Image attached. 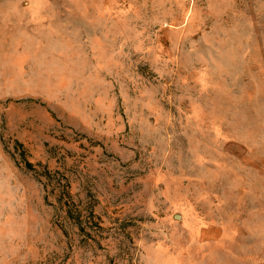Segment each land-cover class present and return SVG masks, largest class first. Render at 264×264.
I'll return each instance as SVG.
<instances>
[{
  "label": "rangeland",
  "instance_id": "1",
  "mask_svg": "<svg viewBox=\"0 0 264 264\" xmlns=\"http://www.w3.org/2000/svg\"><path fill=\"white\" fill-rule=\"evenodd\" d=\"M263 204L264 0H0V264H212Z\"/></svg>",
  "mask_w": 264,
  "mask_h": 264
},
{
  "label": "crops",
  "instance_id": "2",
  "mask_svg": "<svg viewBox=\"0 0 264 264\" xmlns=\"http://www.w3.org/2000/svg\"><path fill=\"white\" fill-rule=\"evenodd\" d=\"M259 213V215H258ZM245 228L250 242L244 245L230 244L219 237V256L212 257V264H264V204L257 211ZM216 248V245L214 246Z\"/></svg>",
  "mask_w": 264,
  "mask_h": 264
},
{
  "label": "trees",
  "instance_id": "3",
  "mask_svg": "<svg viewBox=\"0 0 264 264\" xmlns=\"http://www.w3.org/2000/svg\"><path fill=\"white\" fill-rule=\"evenodd\" d=\"M27 166H28V168H30L31 167V164L28 163Z\"/></svg>",
  "mask_w": 264,
  "mask_h": 264
}]
</instances>
